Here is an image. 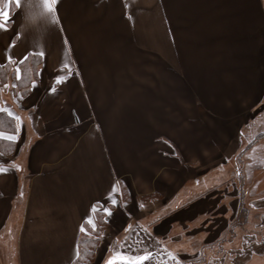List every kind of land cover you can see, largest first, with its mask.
Wrapping results in <instances>:
<instances>
[{
    "label": "crops",
    "instance_id": "1",
    "mask_svg": "<svg viewBox=\"0 0 264 264\" xmlns=\"http://www.w3.org/2000/svg\"><path fill=\"white\" fill-rule=\"evenodd\" d=\"M56 10L53 22L40 0H21L0 28V66L43 52L41 79L49 70L66 76L55 91L33 86L17 98L24 116L10 110L23 122L24 153L20 163L0 153V235H14V264H71L93 206L120 202L121 183L138 204L168 196L132 215L148 223L174 204L166 232L188 225L189 212L224 208L218 235L234 232L224 264H264V232L254 218L235 223L241 201L263 196L199 197L231 177L225 161L236 171L240 144L216 124L255 109L264 94V0H58ZM200 155L221 157L201 175Z\"/></svg>",
    "mask_w": 264,
    "mask_h": 264
},
{
    "label": "rangeland",
    "instance_id": "2",
    "mask_svg": "<svg viewBox=\"0 0 264 264\" xmlns=\"http://www.w3.org/2000/svg\"><path fill=\"white\" fill-rule=\"evenodd\" d=\"M42 62L36 59L34 61L29 60L26 63L21 61L9 67L4 82L0 84V93L2 92L3 98L0 108H8L24 116V112L20 111L16 103L17 98L20 96L26 98L31 93L33 86H40V88L43 89H47L48 87L52 89L53 86H61L59 78L64 76L58 74V70L47 71L41 79L42 73L40 69L42 67ZM147 63H150L149 59ZM17 67H19L20 70H25L27 74L22 77V79H17ZM115 78L116 76H112L110 83L114 81L115 84ZM262 80V86H264V75ZM33 81H35V84ZM16 86H18L17 89H15ZM234 119L235 120L230 119L226 122L220 120V123L216 125H225L228 136L232 137V142L240 144L238 150L239 154L236 156V159L240 162L238 168L241 170V174L238 175L229 162L225 161L223 163L224 168L225 166L228 168L231 177L227 179L224 184L214 186L210 191H204L199 194V197L213 194L215 198V201H212L213 204H219L217 200L223 196L225 198L224 200H229L233 196H239L242 193V197H244L245 192L246 196H250V198L252 197L255 199L259 196H263L264 199V94L255 109L236 116ZM205 123L214 129H212L213 132H220L219 138L221 137L223 130L220 131V129H215L213 123H208L207 121H205ZM240 124H242L241 130L239 129L242 131L241 135L238 134V126ZM218 126L216 127L219 128ZM30 133V135H32V132ZM21 139L14 141L15 145L10 149L11 153L8 154L9 157L12 158L17 156L15 161L18 163L22 162L21 160L24 153V149L21 147L24 140ZM25 142L28 143L29 139L27 138ZM0 153L4 154L1 151ZM198 157L203 160V162L200 161V163H198V170L201 172V175H203L206 173L205 169L217 163L221 156L200 155ZM210 157L212 158L208 161L207 158ZM206 176L204 175L203 179L206 178ZM201 190L203 189L201 188ZM120 192V202H117L116 205H103L94 213L92 220L96 223L95 228L88 222L84 224L83 227L87 229V231L81 232L76 246V252H79V256L76 254L71 264H104L105 260L112 254V250L123 248L125 244L131 245L134 252L142 253L144 250H148L153 252V254H160L159 256L155 255L157 257L154 256L152 260L146 261L144 264L225 263L226 250L224 248L234 246L232 243H227L228 241H233L234 232L233 228L229 227L223 235H218L221 227L224 226V222L220 223L216 216H219L220 214H217L221 210H224V208L211 206L210 212L206 213V207H203L202 213H198L196 210L195 213H198V215L194 219L190 218L195 215V213L189 212L186 214L188 225L176 223L171 232H166L168 227L167 224L171 220H168L167 223L162 222V220L170 210L175 209L174 204L172 207L168 206V208H163L160 215H155V218L150 219L148 223H141L140 220L134 219V216L139 215V210L141 208L145 211V209L147 210V206L150 207L151 205H155L158 207V205L163 204L168 199V196L166 198L165 194H155V198L153 196H144L141 198L142 201L140 204H138L131 200L129 191L122 183ZM248 198L249 197H247L246 202H240L241 205H239L237 219L234 221L236 225H239L244 219H247L246 221L249 220V224H251V220L254 218L253 225H256V230H258L259 233H262L264 232V224H262L264 220H261L260 216L264 213V201L258 199L257 202L249 204ZM122 200L131 204L133 213L126 210L128 204H122ZM201 204L204 203L202 202ZM226 204L228 205V201ZM195 206H197V204L194 205V207ZM228 206H230V204ZM254 206H258V212H260L256 218L254 215L255 211L252 209ZM104 208H111L112 214L109 216L103 211ZM128 215H134L130 220L131 225L129 227L127 222H125V218ZM214 220H216V222H214ZM218 223L219 225L217 227ZM161 224L164 225L160 229L159 226H161ZM213 226L217 228L213 229ZM157 227L159 228L158 230H156ZM155 234L158 236H155ZM13 239V234L0 235V257L2 258V264L15 263L16 257ZM123 250L127 251V248H123ZM229 254H231V252H229L228 255Z\"/></svg>",
    "mask_w": 264,
    "mask_h": 264
},
{
    "label": "snow or ice",
    "instance_id": "3",
    "mask_svg": "<svg viewBox=\"0 0 264 264\" xmlns=\"http://www.w3.org/2000/svg\"><path fill=\"white\" fill-rule=\"evenodd\" d=\"M58 0H40V8L42 10V14L50 13L52 15V20L55 22L58 20V13L56 10V4ZM0 3H6L9 7L7 10L0 7V28L7 30L8 25L11 22V11L10 8L14 4L17 7L21 6V0H0ZM40 56H43L44 53L40 52ZM7 59L9 61L12 60L11 56H8ZM17 79L21 78V70L19 67L16 69ZM66 77H60L59 82H63ZM35 84V81H33ZM55 91V89H51ZM0 112L6 113L8 117H10L14 122L15 131L7 132L0 130V139L7 141H16L18 139V131L22 125V119L20 116L16 115L14 112L10 111L8 108H0ZM2 127V125H0ZM3 168H0V171H3ZM112 205L117 204V200L115 198L111 199ZM93 212L97 211L96 206L92 208ZM104 212H106L109 216L112 214L111 208H104ZM88 223L92 225L93 228L96 227V223L92 220L91 217L88 219ZM81 231H87L83 226H81ZM123 248H127V251H124ZM123 248H116L112 250V254L105 260L104 264H144L145 261H150L153 259L154 254L151 251L144 250L142 253L134 252L131 245L125 244ZM77 256H79V252L77 251ZM175 258V257H174Z\"/></svg>",
    "mask_w": 264,
    "mask_h": 264
},
{
    "label": "trees",
    "instance_id": "4",
    "mask_svg": "<svg viewBox=\"0 0 264 264\" xmlns=\"http://www.w3.org/2000/svg\"><path fill=\"white\" fill-rule=\"evenodd\" d=\"M35 59L36 60H39V62H42L43 61L41 56H39V55H33V56L25 59L23 61V63H26L29 60H31V61L33 60L34 61ZM11 65H13V64L12 63H8L6 65L0 66V84L4 82L5 76L8 73V69H9V67ZM18 66H19V64H18ZM26 75L27 74L25 73V70L21 69V78L20 79H22V77H24ZM17 87L18 86H16L15 89H17ZM2 99L3 98H2V92H1L0 93V104L2 102ZM14 124H15V122L10 117H8L6 113L0 112V125H2V127H0V130L7 131V132H13V131H15ZM14 145H15L14 141H7V140L0 139V151L3 152L7 156H9L8 154L11 153V150L10 149H12V147H14ZM7 152H9V153H7ZM239 163L240 162L237 161L236 173L238 175L241 174V170H239V168H238ZM155 255L159 256L160 254L155 253L154 256ZM157 256H155V257H157Z\"/></svg>",
    "mask_w": 264,
    "mask_h": 264
},
{
    "label": "bare ground",
    "instance_id": "5",
    "mask_svg": "<svg viewBox=\"0 0 264 264\" xmlns=\"http://www.w3.org/2000/svg\"><path fill=\"white\" fill-rule=\"evenodd\" d=\"M134 61V60H133ZM135 63H136V60H135Z\"/></svg>",
    "mask_w": 264,
    "mask_h": 264
}]
</instances>
